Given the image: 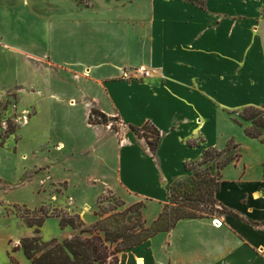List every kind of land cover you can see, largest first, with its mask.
Returning <instances> with one entry per match:
<instances>
[{
    "label": "crops",
    "instance_id": "obj_1",
    "mask_svg": "<svg viewBox=\"0 0 264 264\" xmlns=\"http://www.w3.org/2000/svg\"><path fill=\"white\" fill-rule=\"evenodd\" d=\"M110 1L116 10H100L93 0L77 3L90 12L70 19L68 28L85 30L83 58L69 62L76 84L68 107L83 136L91 132L96 138L97 172L117 176L116 185L135 193L123 179L124 167L145 181L151 172L159 180L162 170L178 173L177 166L202 149L225 151L232 142L239 151L221 168L216 196L225 211L181 219L170 231L122 252L119 264H264V142L248 136L247 126L232 116L241 108L264 107V4L245 12L232 0H149L138 11L135 0ZM140 66L158 68L163 76H123L126 68ZM93 108L136 126L152 122L162 131L186 117L181 129L203 130L205 141L188 148L169 132L152 158L134 132L91 123ZM108 160L114 163L106 165Z\"/></svg>",
    "mask_w": 264,
    "mask_h": 264
},
{
    "label": "rangeland",
    "instance_id": "obj_2",
    "mask_svg": "<svg viewBox=\"0 0 264 264\" xmlns=\"http://www.w3.org/2000/svg\"><path fill=\"white\" fill-rule=\"evenodd\" d=\"M89 1L0 0V264H11V256L20 264L22 259L32 264L18 246L25 237L36 235V227H29L20 212H34L40 207L52 215L80 214L87 225L100 219L96 211L110 215L138 201L146 204L143 216L148 224L167 204L175 205L173 202L179 201L189 205L184 202L186 196L197 199L195 204L201 207L199 214L216 216L226 210L216 194L223 164L239 152L232 142L225 151L214 147L202 149L177 166L178 173L167 174L162 170L159 180L156 173L151 172L145 181L135 170L124 167L123 179L138 191L135 193L116 185L117 176L109 178L97 172L101 163L92 156L96 138L91 132L83 136L78 120L68 107L69 100L75 96L76 84L69 62L83 58L86 45L85 30L68 29L69 22L73 17L89 14L88 9L77 4L87 5ZM109 1L93 0L100 10H116L118 6H112L113 0L107 4ZM135 1L139 2L136 9L141 11L149 0ZM259 1L264 4V0H232V4L248 12ZM211 7L217 8V3H212ZM125 70L130 73L133 68ZM162 76L159 73L151 78ZM145 79L150 78H138L139 81ZM259 109L264 115V107ZM244 111L243 108L236 110L232 116L246 126L253 125V120L242 117ZM117 117H110L109 123L118 128L120 134L133 132L129 123L120 115ZM101 120L100 115H95L94 123ZM175 122L172 130H161L162 136L174 132L186 147H201L205 141L203 130L195 132L185 126L181 129V124L189 123L186 117ZM220 128L222 132L228 131L223 125ZM149 131L152 128H147L146 132ZM140 139L147 149L145 138ZM110 148L107 147L109 153ZM148 153L155 158L152 151ZM157 162L165 164L163 159ZM113 163L108 160L105 164ZM154 179L158 180L155 184ZM152 190L155 192L149 193ZM101 196L105 198L100 207ZM121 200L127 205L120 207ZM76 232L70 226L63 228L56 216L47 218L41 228V235L47 241L64 240Z\"/></svg>",
    "mask_w": 264,
    "mask_h": 264
},
{
    "label": "trees",
    "instance_id": "obj_3",
    "mask_svg": "<svg viewBox=\"0 0 264 264\" xmlns=\"http://www.w3.org/2000/svg\"><path fill=\"white\" fill-rule=\"evenodd\" d=\"M244 112L246 113L242 117L245 120H253V125L246 127V134L253 138H260L264 142L263 111L259 107L250 106L245 108ZM95 115H100L102 118L96 123L110 124V116L96 108L92 110L91 123H94ZM112 127L119 131L114 125ZM149 127L152 128L149 132L153 135L146 132ZM130 128L139 138H145L150 150L154 154L157 153L162 139L160 129L151 122L143 126L130 124ZM235 157H228L223 166ZM104 198L105 196L100 197V207L101 200ZM185 198L184 202H188L189 205L178 203L179 201H174L175 205L167 204L151 224H148L143 216L146 207L144 201L135 202L110 215H106L109 213L106 211L102 212L103 214L96 211L95 214L100 219L91 225H87L80 214L60 212L52 215L47 214L44 207L34 212L30 210L28 213L20 212V216L29 227H36V235L25 237L18 247L23 249L25 256L32 264H119L122 252L143 244L160 232L170 231L181 219L208 217L198 213L201 207L195 204L196 198L187 196ZM118 204L120 207L127 205L123 200ZM53 216L60 218L63 228L70 226L77 232L64 240L58 238L45 240L41 235V228L47 218ZM11 264H20V262L11 256Z\"/></svg>",
    "mask_w": 264,
    "mask_h": 264
},
{
    "label": "built area",
    "instance_id": "obj_4",
    "mask_svg": "<svg viewBox=\"0 0 264 264\" xmlns=\"http://www.w3.org/2000/svg\"><path fill=\"white\" fill-rule=\"evenodd\" d=\"M159 73H161L160 70L148 69L145 66H140V67L133 68L132 72L130 73L125 70L123 75L128 79H134V78H140V77H152ZM217 222H219V220L215 219L214 224L222 225L221 222L219 223Z\"/></svg>",
    "mask_w": 264,
    "mask_h": 264
}]
</instances>
